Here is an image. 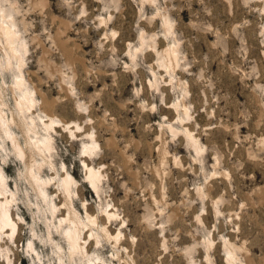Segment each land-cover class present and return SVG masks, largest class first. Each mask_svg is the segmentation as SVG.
Listing matches in <instances>:
<instances>
[{
	"label": "rangeland",
	"instance_id": "obj_1",
	"mask_svg": "<svg viewBox=\"0 0 264 264\" xmlns=\"http://www.w3.org/2000/svg\"><path fill=\"white\" fill-rule=\"evenodd\" d=\"M0 7L26 44L21 71L35 100L19 112L0 39V201L17 223L0 231V264H84L62 228L73 211L97 264H228V250L235 264H264V0ZM30 117L53 119L50 152L29 148ZM35 131L45 134L40 122ZM86 165L101 176L98 192Z\"/></svg>",
	"mask_w": 264,
	"mask_h": 264
},
{
	"label": "bare ground",
	"instance_id": "obj_2",
	"mask_svg": "<svg viewBox=\"0 0 264 264\" xmlns=\"http://www.w3.org/2000/svg\"><path fill=\"white\" fill-rule=\"evenodd\" d=\"M0 12H1L0 39L3 40L5 44L4 49H5V56L7 59V66L10 67L14 63L16 64L18 75L16 76L15 79V87L20 92V98L17 101V108L21 114H24V112L28 111L35 103L34 98L30 95V91L25 86V80L21 71L22 65L24 63L23 54L27 51L26 44L20 37L16 22L11 16L10 12L7 11L6 9H3L2 7H0ZM0 115L2 114L0 113ZM29 122H30L28 124L29 130L32 131L33 133V137L27 138L29 148L38 154L50 152V150L52 149V144H51L52 136L50 134V129H52L51 126L53 123V119L49 118V122L46 123L44 120L40 119V121H37L35 117H30ZM39 122L45 131V134L42 136L41 135L36 136L37 132L35 131V128ZM9 124H10L9 120L6 121L5 123L6 137L13 143V146L15 147L16 151L21 156H24L25 151L23 148L19 146L17 140L12 136V133L9 128L10 126ZM97 147L98 146L96 142L92 141L90 146H85V152L91 154ZM86 168L88 169L87 180L91 183V187L96 192H98L100 189L99 184L101 182V176L97 172H95L93 167L86 165ZM29 173L36 187L41 188V185L43 184V180L41 179V176L33 173L32 169L29 170ZM74 183H75L74 179L69 174H67L61 180L62 191L64 193L70 194V187ZM6 188H7L6 178L3 175V172L0 170V194H4ZM40 194L43 196L44 199L47 198L48 196V192L45 190H40ZM71 214H72L71 217L67 218L68 225L62 227L65 233L64 237L69 245L70 257L72 258L77 254H79L86 259L84 264H97L91 258H88V253L86 249L83 247L84 242L81 239L80 219L75 215L74 211ZM107 215L109 218L114 216L109 213H107ZM88 219L89 222H93L90 216H88ZM62 221H60V223H62ZM16 224L17 223H15V221L12 218V213L9 209V202L7 201V199H5L4 202L0 201V231L4 230L5 233H8V231L11 230V232H13L15 230ZM105 233L106 235L110 236V233L108 231H105ZM224 261L225 263L228 264L236 263L237 258L232 250H228L226 252Z\"/></svg>",
	"mask_w": 264,
	"mask_h": 264
}]
</instances>
